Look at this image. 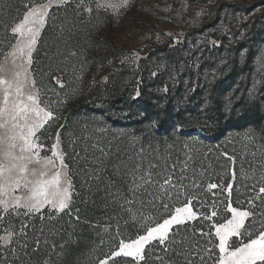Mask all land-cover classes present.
I'll list each match as a JSON object with an SVG mask.
<instances>
[{
  "label": "trees",
  "instance_id": "1",
  "mask_svg": "<svg viewBox=\"0 0 264 264\" xmlns=\"http://www.w3.org/2000/svg\"><path fill=\"white\" fill-rule=\"evenodd\" d=\"M27 1L0 0L6 22ZM106 20L101 10L85 11V6L70 1L51 9L41 33L32 72L42 101L53 113L55 128L60 127L73 201L52 220L36 217L37 225L26 242V257L13 264H98L118 249L121 240L144 233L142 216L159 222L167 216L161 215L162 203L174 208L189 197L198 213L196 219L175 226L163 244L149 245L140 262L123 256L108 264H216L220 254L214 229L229 218L227 203L254 213L246 228L264 223V194L256 196L264 187L259 105L252 103L249 110L227 114L215 98L206 109L209 117L198 136L184 127L177 130L170 123L171 112L164 109L166 121L159 120L149 134L158 146H147L140 129L157 109L148 91L158 87L157 78L149 84L143 75V91L134 101L116 96L99 83L85 91L92 61L105 62L97 55V36ZM129 103L136 115L124 126L131 143L126 144V162L119 165L120 152H115L112 143L113 116L119 105ZM146 156L157 159L158 167L149 168L143 162ZM165 176L174 187L157 191L148 183L143 188L148 179L161 182ZM210 184L218 187L209 188ZM228 185L232 186L230 196ZM213 210L217 216L207 219Z\"/></svg>",
  "mask_w": 264,
  "mask_h": 264
},
{
  "label": "rangeland",
  "instance_id": "2",
  "mask_svg": "<svg viewBox=\"0 0 264 264\" xmlns=\"http://www.w3.org/2000/svg\"><path fill=\"white\" fill-rule=\"evenodd\" d=\"M70 1L85 6V11L97 8L107 17L100 25L97 36V55L103 56L105 62L103 65L100 60L92 61L85 78V91L99 83L104 88L112 89L116 96L134 101L143 91V75H146L149 84L157 78L158 87L148 89L152 104L157 105V109L140 129L141 134L146 136L144 141L147 146H158L149 134L159 120L166 121L164 109L171 112L173 117L170 123H175L177 130L184 127L190 134L201 135L209 117L206 109L215 98L226 107L227 114L249 110L252 103H257L264 129V0H127L126 6L124 0H51L45 23L40 28L32 51V63L51 9ZM47 4L49 0H29L9 22L5 20L7 13L0 7V78L23 83L25 97L34 91L30 80H35L32 63L26 75L19 67L24 63V58L18 50L23 45L18 46V41H22L27 33L25 37H20L12 33L11 28L20 23L32 7ZM17 71L22 75L17 77ZM4 87L0 85V107H3ZM34 88L38 89L41 106L50 111L42 101L37 83ZM130 104L124 107L119 105L113 116L117 124H113L111 129L112 143L117 148L115 152H120L119 165L126 162V144L131 143L124 130L126 121L136 115L129 109ZM55 125L51 119L37 133L38 142L44 145L40 156L51 154L49 149L56 143L58 134V151L63 154L66 166L61 185L66 186L65 180L71 182L69 207L73 201L72 177L59 134L60 127L55 128ZM3 132L4 129L0 128V133ZM144 161L148 162L149 168L158 167L157 159L152 156H146ZM29 168L46 172L45 178H50L57 170L35 160L29 164ZM28 179L32 180L33 177L29 175ZM165 180H169V184H165ZM148 183L157 191L173 186L168 176L161 182L148 179L143 182V188ZM256 194L259 196L260 193ZM27 195L29 190L23 187L5 192L0 183V199ZM63 211L48 205L39 212H28L23 206L10 207L7 213L0 209V264L18 263L26 257V242L31 239L38 215L52 220ZM157 242L146 245L143 255L149 245ZM229 243L235 247L238 242L230 238ZM109 257L105 258L108 263L123 255ZM129 258L140 262L137 257Z\"/></svg>",
  "mask_w": 264,
  "mask_h": 264
},
{
  "label": "snow or ice",
  "instance_id": "3",
  "mask_svg": "<svg viewBox=\"0 0 264 264\" xmlns=\"http://www.w3.org/2000/svg\"><path fill=\"white\" fill-rule=\"evenodd\" d=\"M50 4L51 0L47 5L32 7L24 15L22 21L11 28V32L19 34L20 37H25V32L27 33L22 41H18V46L19 44L23 45L18 47V50L24 58V63L19 67L23 68L25 75L29 70L28 66L32 63V51L40 28L45 23ZM126 4L127 0H124V5L126 6ZM106 7L115 8L116 5H106ZM26 25L30 26L26 27ZM13 55H16L15 51ZM21 75L20 71L16 72L17 77ZM35 83L34 79L30 80L34 91L25 97L22 90L23 83H13L0 78V85L5 86L3 107H0V119L3 120L0 123V128L4 129V132L0 133V183H2L5 192L8 189L14 191L21 187L29 190V195L25 197L13 196L10 199H0V209L5 213L10 207L18 208L20 206H23L28 212H39L45 205L57 211H63L70 202L71 182L65 180L64 185L66 186L61 185L63 169L66 166L63 154L58 151V134L56 143L49 149L51 154L45 157L40 156L44 145L42 142H38L37 133L44 128L49 120L53 119V113L41 106L38 89L34 88ZM34 160L42 163L45 167L52 166L57 170L50 178H45L46 172L29 168V164ZM29 175L33 177L32 180L28 179ZM164 183L169 184V180H165ZM217 187L216 184L209 185V188L212 189ZM226 190L230 196L232 186L228 185ZM259 193L264 194V187L259 188ZM176 194L179 196L180 191L178 190ZM192 199V197L187 198L182 206L174 207V209H170L167 203H162L161 207L164 212L161 215L167 214V216L159 222H156L154 217L145 218L142 216L141 219L144 223L141 227L144 234L138 235L137 238L128 242L121 240L118 250L111 252L109 258L123 255L143 260L146 245L152 241L163 244L174 226L183 225L187 221L197 218L198 213L193 210ZM248 203L251 205L252 201ZM226 211L230 213V218L226 217L225 222L215 225V236L219 238L218 264H258V262L264 264V223H261L258 228L252 224L246 228L245 224L254 216L253 212L246 208L235 207L231 202L226 204ZM216 216L217 211L213 210L206 218L211 219ZM230 238H234L238 242L237 246L233 247L229 243ZM98 264H108V259L99 260Z\"/></svg>",
  "mask_w": 264,
  "mask_h": 264
},
{
  "label": "bare ground",
  "instance_id": "4",
  "mask_svg": "<svg viewBox=\"0 0 264 264\" xmlns=\"http://www.w3.org/2000/svg\"><path fill=\"white\" fill-rule=\"evenodd\" d=\"M17 79V78H16Z\"/></svg>",
  "mask_w": 264,
  "mask_h": 264
}]
</instances>
